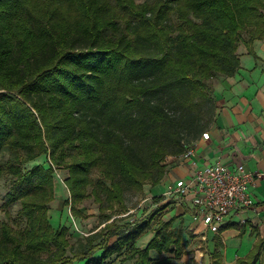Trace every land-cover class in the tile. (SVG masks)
I'll return each mask as SVG.
<instances>
[{
  "label": "trees",
  "instance_id": "obj_1",
  "mask_svg": "<svg viewBox=\"0 0 264 264\" xmlns=\"http://www.w3.org/2000/svg\"><path fill=\"white\" fill-rule=\"evenodd\" d=\"M110 1L0 0V152H15L0 165V176L13 178L5 205L20 199L26 218L20 235L1 223L0 264H110L122 253L133 264H173L171 257L154 260L151 251L183 252L175 218L159 219L147 245L135 244L163 206L141 222L109 220L126 186L143 190L145 183H160L164 159L182 153L209 124L208 80L239 68L244 25L254 23V37L264 38V0ZM170 108L181 113L179 136L162 135L175 115ZM70 147L77 150L71 156ZM43 154L48 167L23 166ZM69 156L65 201L73 213H81L78 203L89 196L94 167L110 178L92 189L103 225L73 243L69 227H55L48 216L53 166ZM263 251L260 239L237 264H256Z\"/></svg>",
  "mask_w": 264,
  "mask_h": 264
},
{
  "label": "crops",
  "instance_id": "obj_2",
  "mask_svg": "<svg viewBox=\"0 0 264 264\" xmlns=\"http://www.w3.org/2000/svg\"><path fill=\"white\" fill-rule=\"evenodd\" d=\"M237 54L240 66L234 74L218 73L211 78L212 117L205 129L192 140L193 152L179 158L173 157V154L168 155L165 161L166 173L160 183L145 185L146 199L154 206L146 210L143 220L157 207L163 206L156 217L167 209L171 210L169 218L162 216L159 219L175 218L173 223L177 220L180 224L184 222L186 228L173 227L182 230V242L184 234L191 233L194 239H199L204 245V250L189 253L193 255L191 257L195 259V264H216L217 258L219 264H237L239 259L250 255L258 240H264V38L254 37L250 46L244 41L240 42ZM206 131L209 132L208 137L203 136ZM218 161L230 167L242 163L246 170L257 172L249 184L255 204L243 212H231L225 217L221 228L213 231L207 229L202 220L193 219L191 195L180 200L177 197H166L164 192L178 178L189 180L197 171L205 170ZM160 184L164 186L162 193H154L153 188ZM57 187L56 183L55 191ZM159 196L161 198L157 199ZM242 218L246 221L243 222ZM155 230L151 225L144 231L150 234L140 247L147 245ZM216 252L220 253L219 257ZM155 253L160 257L154 258ZM171 253L152 250L151 257L158 260L171 257ZM181 255H185L184 248ZM121 260L126 262L133 259L124 261L122 256ZM256 264H264V251Z\"/></svg>",
  "mask_w": 264,
  "mask_h": 264
},
{
  "label": "rangeland",
  "instance_id": "obj_3",
  "mask_svg": "<svg viewBox=\"0 0 264 264\" xmlns=\"http://www.w3.org/2000/svg\"><path fill=\"white\" fill-rule=\"evenodd\" d=\"M152 2L154 0H136V2ZM112 5L115 4L114 0L110 1ZM260 12L264 13V7H261L259 9ZM171 23L173 25H177L181 22V19L178 18V14L176 11L171 12ZM253 17H257V15H254ZM252 17V18H253ZM119 24L122 26L123 29V21L118 18ZM110 33H112V29L108 30ZM255 33H258V26L254 23H251L249 25H244L243 28L240 30V34L237 41V49L240 42L244 41L247 45L250 44L251 40L254 38ZM216 75V74H215ZM214 75V76H215ZM213 77V76H212ZM211 77V78H212ZM211 78H209L208 82L211 83ZM170 111L172 114H175L172 121L170 123H166V130L163 131L162 135H178L179 136V130L181 129L182 124V117L181 113L174 112V109L170 108ZM185 137L182 136L181 142H185ZM146 141H150V139H146ZM76 148L70 147L68 148V153L71 156L72 154L76 153ZM15 152L11 150L10 148H5L0 152V165L6 166L8 161L14 157ZM69 156V159L66 161L64 165H55L53 166L54 171V177H55V184L57 183V189L55 191V198L50 201L49 203V211L48 216L50 221L55 227H58L60 225H66L69 227V237L71 242H75L79 237L86 236L91 231L100 228L103 224L101 223V209H100V203L97 199H95L94 194L92 193V189L96 185V182L100 179L103 183L109 184L110 178L104 177L103 173L100 171L98 167H94L91 172L90 176L93 179V183L89 184L87 186V193H89V196L83 199L81 202L78 203V208L80 209L79 215L76 213H73L71 209V205L66 203V199L70 197V191L68 186L65 183L66 177L69 175V170L65 166L68 164L71 160V157ZM168 157V156H167ZM167 157L164 159V163L166 164ZM34 162H41L46 167L49 166V162L47 161V157L45 154L39 156L35 161H31L28 164L24 163L23 166H28L33 164ZM13 183L12 175L4 172L0 176V226L3 221L7 222L11 225V227L14 230V233L17 235H20L23 232V229L26 226V218L23 215L21 209H22V203L21 200L18 199L15 202L10 203L8 206L5 205V202L7 201L9 195L8 192L11 190V185ZM150 183H145L142 189H132L128 188V186L125 187V193H124V199L120 203H115V208L113 209V216L110 218L109 221H111L114 217V222L116 224H123L125 222H132L135 223L137 221H143L144 214L147 209H152L154 204L150 202L149 199H146L147 193L145 189V185ZM164 189L163 184H160L153 188L154 193H162ZM170 206V204L168 205ZM171 207V206H170ZM108 208V207H107ZM108 212L112 211L111 208H108ZM172 212L171 210H165L162 213H160L155 220L152 222V226L154 228H157L158 226V220L162 216H165V218H169L171 216ZM189 217V215H187ZM185 227V223L182 222L179 223V220L173 223L174 228L178 227ZM186 228V227H185ZM150 233L144 232L141 234L138 239L136 240V245L143 246V243L147 239ZM118 235H113L110 239V243L117 237ZM0 238H1V227H0ZM184 251L185 255L177 257L173 253L170 254L171 257H173L174 264H195L193 262L195 259L191 256L192 254H189L191 252H198L199 250H204L203 243H200L199 239H194L193 234L190 233L184 234ZM1 242V240H0ZM101 251H96L94 254L97 255ZM124 254H116L111 257V264H133V260H129L126 262H122L121 258ZM160 255L154 254V258H159ZM77 264V262H75Z\"/></svg>",
  "mask_w": 264,
  "mask_h": 264
},
{
  "label": "built area",
  "instance_id": "obj_4",
  "mask_svg": "<svg viewBox=\"0 0 264 264\" xmlns=\"http://www.w3.org/2000/svg\"><path fill=\"white\" fill-rule=\"evenodd\" d=\"M203 136L208 137L209 132H204ZM192 152V146H188L173 157H187ZM256 175L257 172L246 170L242 163L230 167L218 161L205 170L197 171L189 180L178 178L169 185L164 195L180 200L191 195L193 219L202 220L207 229L218 231L228 214L233 211L240 213L254 206L255 199L249 191V184ZM242 221L246 219L242 218Z\"/></svg>",
  "mask_w": 264,
  "mask_h": 264
}]
</instances>
